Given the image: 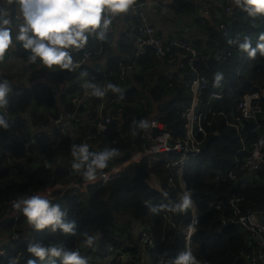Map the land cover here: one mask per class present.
Here are the masks:
<instances>
[{
  "label": "trees",
  "instance_id": "trees-1",
  "mask_svg": "<svg viewBox=\"0 0 264 264\" xmlns=\"http://www.w3.org/2000/svg\"><path fill=\"white\" fill-rule=\"evenodd\" d=\"M2 1L4 0H0V2ZM170 4L182 17L194 18L196 16L202 24L198 23V29L208 39L207 47L203 48L201 41L182 36V39L193 40L196 43L200 57V72L210 80L209 88L201 95L202 109L206 111L208 108L206 102L210 91L225 86L223 97L210 104L212 112L204 121L208 138L203 145L202 155L192 158L184 173L187 190L198 209L191 251L197 260L205 264H245L240 253L246 250V232L234 225L223 224L222 219L223 217H225L224 219L234 217L233 208L229 205L230 199L237 200L238 207L244 214L264 211V185L259 184L257 179L248 180L237 167V162L244 159L253 141L257 140L264 131V118L260 115L257 118L244 120L240 129L230 126L228 122L233 121L235 115L238 114L237 106L242 95L256 91L264 85V66L258 63L260 60L264 61V56L258 51L254 57H249L239 48V42L245 38L251 41L253 47L256 46L259 36L264 33V15L258 14L252 17L245 10L237 8L235 10L237 18L230 31L227 29L228 27L220 28L216 22L204 21L198 13L199 7L195 0H174ZM0 8L3 9V4H0ZM119 17L121 15L114 18ZM184 28V30H189L187 26ZM124 41L125 39L121 44L124 53L107 52L106 59L109 69L106 72L97 71L91 66L83 67L80 70V73L87 74L86 78L91 82L106 80L120 89L118 92L110 89L107 94L117 97L120 101L118 105L112 107L111 129L106 133L83 132L80 139L76 141L59 137L52 142L51 136L43 133L32 144L35 149H40L48 156L57 154L68 156L71 153V146L80 143L81 140L87 138L88 134L93 136L92 142L112 141L117 136V123L120 119L116 116L118 107H122L124 117L128 119L121 126L131 127V130L137 134V139L144 128L140 127V122L146 120L142 118V115L147 117L153 115L164 120L175 138L185 136L186 119L182 116L181 105L190 104L191 94L189 90L182 87V82L196 77V73L190 68L188 62L184 68L180 67L179 61L187 60V57L177 60L175 52V61L170 64L176 63L177 74H166L157 69L152 83L145 84L140 72L134 77V83L130 80L121 81L116 74H110V71L114 70L116 63L120 59H125L126 55L130 59L133 47L130 42L124 43ZM219 49L232 51V56L223 64H217L212 57L213 52ZM17 53L25 60H29V52L21 49ZM202 56H205L206 59L203 60ZM6 59L8 58L4 57L0 61L7 62ZM158 60L161 59L148 55L139 61V67H144L146 71L151 65L155 66ZM202 62H204L203 66ZM243 62L244 66H242ZM37 65L36 62L33 66ZM80 73L68 78L62 72H57L60 74L61 81L67 78L69 83L74 81ZM218 73L222 75V79L217 85L215 76ZM32 75L43 76V72L41 69L34 70ZM54 76L55 74L52 75V77ZM0 79H7L12 85L7 105L10 113L23 116L20 122L22 132L20 139L24 138L26 132L36 133L38 129L35 128V125L40 122L46 123V118L50 115L49 110L52 107L57 108L56 96L48 86L50 84L46 85L45 82L35 81L23 87L17 84L19 77L14 76L10 70L4 69L0 70ZM82 87L74 86L73 90L82 89ZM142 95L151 99V104L147 108H140L136 105L137 99ZM261 104L264 108V100ZM39 107H43V112L42 115L37 116ZM133 118L137 119L135 125L132 124ZM129 137L133 138L131 135ZM20 139L16 140L15 158L26 156L22 153L23 142ZM120 143V148H123L128 154L137 147L136 143L130 140H120ZM90 149L95 152L93 146H90ZM230 171L238 175L237 179L227 178L223 181L220 175H227ZM152 172L159 175L165 182L167 196L152 190L147 185L145 179L149 171L146 162L130 165L122 171L119 178L110 179L99 187H89L84 191L71 190L63 195L57 204L66 211L67 219L76 222L77 231L75 234H65L60 230L52 232L47 228L36 230L23 216L24 224H21L20 239L13 243L5 257H0V264H27L28 259L34 258L31 253L27 252V245L30 242H41L45 245L59 244L69 250L79 249L82 247L81 233L84 232L100 235L103 243H101V247L105 250L106 244L105 255H107V247L116 242L111 234L115 229H118V226L120 229L118 215H127L139 220L143 225L140 235L144 230L151 232L155 238L156 247L154 249L146 247L151 251L152 264L169 263L178 252L186 249L185 234L182 230L190 223L192 214L190 207L184 211L176 212H173L169 207L170 204L177 201L181 192L178 184L177 188L169 187L167 184L169 176L174 173L167 170L161 161L153 163ZM2 174L3 171H0V177ZM66 174L68 173L64 168L50 169L46 167H39L33 176L24 173L16 187L6 192V196L0 200V206L16 195L61 181ZM259 174L264 176L263 171ZM210 203L220 204L221 209L216 210L214 206H210ZM152 206H155L157 211H151ZM133 249L135 250L137 247H133ZM35 259L38 264H50L47 259L43 261ZM56 259L59 262V258Z\"/></svg>",
  "mask_w": 264,
  "mask_h": 264
},
{
  "label": "built area",
  "instance_id": "built-area-1",
  "mask_svg": "<svg viewBox=\"0 0 264 264\" xmlns=\"http://www.w3.org/2000/svg\"><path fill=\"white\" fill-rule=\"evenodd\" d=\"M0 4H3V9L6 10L7 16L12 22L11 26L23 22L19 16V9L15 0H4ZM150 4H155L154 6L157 7L156 12L158 16L162 15L164 18L171 20L177 19L178 12L171 5H167L161 0H152V3L149 0H136L128 12L120 14L121 18L127 20L133 26L126 32L127 41L133 47L130 59L129 61L119 60L114 70L110 71V74H116L121 81L130 80L134 83V77L140 72L139 61L148 55L166 60L168 63L175 61V52H180L185 58L187 57V60L183 59L179 61L180 67L184 68L188 62L190 68L196 73V77L183 80L182 82V87L189 90L191 94L190 104L181 105L182 116L186 119L185 136L175 138L172 131L167 128L164 120L153 115L150 117L142 115V118L146 119L144 121L147 127L143 128L139 134V139H137V134L131 130V127L125 128L121 126L128 119L124 117L122 107H118L116 109V116L120 119L119 123H117L116 138L110 142L101 141L99 143L92 142L93 136L88 134L87 138L81 140L80 143H88L89 146L95 148V151H102L105 148L117 149L116 156L120 160H117L116 156L113 157L109 160L107 167L102 170V173L108 176L106 181L119 178L122 171L132 164L146 162L149 171L146 181L150 188L167 196L168 191L165 189V182L159 175L152 172L154 162H163L165 168L174 173V175L172 174L168 178V186L177 188L178 184L181 190L177 199L178 201L185 192L189 193L184 180L186 166L192 158H197L202 155L203 145L208 138L204 121L207 119L208 114L212 112L210 104L223 97L225 86H220L218 90H211L206 102L208 108L206 111L202 109L201 95L209 88L210 80L200 72V57L196 43L193 40H185L179 36L172 37L167 42H164L160 32L153 24L147 12ZM202 12L208 18L214 20L222 29H226L227 27L232 28L237 18L234 9L219 0H202ZM113 19L114 17L109 26L108 35L114 32ZM185 19L187 22H192L194 18L185 17ZM92 36L93 45L90 46L86 43L83 47H80V53L73 56L72 61L74 67L71 70L60 69V72L65 74L66 77H74L75 74H79L80 70L89 61L97 58L101 54L106 39L100 41L95 37V34ZM21 49L30 52V50L23 48L22 42H17L13 44L14 51L6 52L5 56L9 54V59L10 55L17 56L18 62L16 65L18 69L28 67L31 73L34 70H39V59L35 62L25 60L17 53ZM231 56L232 51L224 49L216 50L212 54L217 64H223ZM204 59H206L205 56ZM36 62L38 65L33 66ZM258 63L264 66V61L260 60ZM107 69L109 67L102 72H106ZM41 82H45L46 85L50 84L46 77ZM62 82L65 83L64 86H58L57 82L48 85L51 92L56 96L57 108L52 107L49 110L50 115L46 118V123L40 122L35 125V128L38 129L36 133L26 132L22 140L20 139V135L22 134L20 122L23 116L12 115L8 106L0 109V112L6 114L10 120L9 128H0V171H3L0 177V200L6 196V192L16 187L21 175L26 173L33 176L39 167L50 169L64 168L66 173H68L61 181L33 189L25 194L16 195L0 206V235L4 233L8 234L6 240L0 241V257H5L12 248L13 243L20 239L21 224H24L22 219L24 215L19 210L12 208L15 199L34 193H42L47 195L53 203H57L68 191H84L89 187H99L102 183L106 182L99 178L95 182L86 181L80 172L72 168L73 158L71 153L68 156L58 154L48 156L40 149H35L32 146L43 133L51 136L52 142L59 137L70 138L76 141L80 139L83 132L96 131L98 133H106L111 129L113 122V115L111 114L112 107L118 105L120 101L117 97L107 95L110 89L105 90L104 96H96L93 94L92 89L86 88L83 85H78L83 86L82 89H76L74 91V87L69 85L67 78ZM100 82L97 86L101 89H105L106 85L109 84L106 80H101ZM263 100L264 85L256 91L244 93L238 102V114L228 124L234 126L236 129H240L244 120H250L264 115V108L261 104ZM150 104L151 99L146 95L140 96L136 102L137 107L140 108H147ZM42 112L43 107H39L37 109V116L42 115ZM136 121L137 119L133 118L132 124L135 125ZM128 134L133 138L129 137ZM18 139L23 142L22 153L26 155L25 157H14V154L17 153L16 140ZM120 140H130L136 143L137 147L128 154L123 148H120ZM237 167L248 180L253 181L257 179L259 184L264 185V176L259 174L262 171L264 172V131L257 140L253 141L244 159L237 162ZM237 176L235 172L230 171L227 175H220V178L223 181L227 178L236 180ZM229 205L233 208L234 217L231 219H224L225 217H223L222 223L234 225L246 232V250L240 253L243 261L245 264H264V225L256 215L257 212L242 213L238 207L237 200L234 199L229 200ZM210 206H214L216 210L221 209L218 203H210ZM190 209L192 214L190 223L182 230L185 234L186 248L188 250H191V241L195 234L194 224L198 216L197 205L192 196ZM260 213L264 219V211ZM120 232L121 229H115L111 234V237L116 242L107 247L108 253L105 257L107 264H132L128 260V246H125L123 243V236ZM140 243L150 249L156 247L155 238L149 230L142 231ZM196 264L205 263L196 259Z\"/></svg>",
  "mask_w": 264,
  "mask_h": 264
},
{
  "label": "clouds",
  "instance_id": "clouds-1",
  "mask_svg": "<svg viewBox=\"0 0 264 264\" xmlns=\"http://www.w3.org/2000/svg\"><path fill=\"white\" fill-rule=\"evenodd\" d=\"M135 2L136 0H15L23 22L11 26L12 22L6 10L0 8V60L4 57L8 58L9 54L5 56V53L13 42L14 34V39L22 42L24 49L30 50L28 56L30 62L39 59L40 63L50 69L58 66L60 69L71 70L74 65L68 50L72 47H83L91 34H95L100 41L107 39L112 18L128 12ZM232 3L237 8L245 10L249 16L264 15V0H232ZM239 48L249 57H254L258 51L264 56V33L259 36L255 47L248 38H245L239 42ZM244 65L243 62L242 66ZM80 75L83 77L87 74L81 72ZM221 79L222 75L216 74L215 83L218 85ZM84 87L91 88L96 96H104L106 89L120 91L111 83L107 84L105 89H101L85 81ZM11 91L12 85L9 81L0 79V109L8 105ZM9 127V118L0 112V128ZM140 127H147L146 122L141 121ZM116 155L115 148L94 152L90 151L88 143L71 146L72 168L80 172L88 182H95L98 178L106 181L108 176L104 175L102 170ZM116 159L120 160L118 156ZM190 205L191 195L185 192L169 207L176 212L184 211ZM12 208L19 210L36 230L47 228L52 232L60 230L65 234H75L77 231L76 222L67 219L66 211L62 210L59 204L53 203L45 194L34 193L17 198ZM151 211L155 212L157 208L152 206ZM81 235L82 246L91 247L98 239L97 235L86 232ZM27 252L34 257L28 259L27 264H38L35 258L40 261L47 259L50 264H88L87 258L80 254L79 249L69 250L59 244L45 245L41 242H30L27 245ZM56 258H59V262ZM169 264H196V257L186 248L178 252Z\"/></svg>",
  "mask_w": 264,
  "mask_h": 264
},
{
  "label": "crops",
  "instance_id": "crops-1",
  "mask_svg": "<svg viewBox=\"0 0 264 264\" xmlns=\"http://www.w3.org/2000/svg\"><path fill=\"white\" fill-rule=\"evenodd\" d=\"M149 1L150 3H152V0H149ZM173 1L174 0H163V3L167 5H171L170 3ZM219 1L223 2L225 5L231 6L234 9V11L237 9V7L232 3V0H219ZM195 2L196 4H198V7H199L198 13L200 17L204 21H208L210 23L215 22L214 20H211L210 18H208L207 16L203 14L202 0H195ZM154 5L150 4L148 6L147 12L149 13L150 18L152 19L153 24L156 26V28L160 32L164 42H167L170 38L175 37V36H181V37L184 36V37H190V38L199 40L203 43V48L207 47L208 45L207 36L203 32H201L200 29H198L199 24H201V22H199V19L196 16L194 17L192 22L185 21L186 20L185 17H182L179 14L177 16V19H172V20L166 19L162 15L160 16L157 15V12H156L157 7ZM113 21H114V32L108 35V38L106 39V42L103 45V48L101 50L102 51L101 54L97 58H94L91 61H89L84 66V68L86 66H91L93 69L101 72L109 66L107 63V59H106L107 52H110L112 54L114 53L116 54L120 52L124 53L123 47L121 46V44H122L123 39H125L124 43H127L126 32H128L129 29L132 28L133 26L130 25L127 20H124L121 17L114 18ZM187 24L188 25L190 24V26H188ZM185 26L189 27L188 28L189 30H184ZM194 30L197 32H195ZM92 35L93 34L89 36V39L87 41V43L90 46L93 45ZM17 42L19 41H16L14 39V34H13V42L10 48L7 50V52L14 51L13 44ZM68 51L71 57L73 58V56H76V54L80 53V48L72 47ZM176 53H177V60L184 58V56L181 55L180 52H176ZM6 60L7 62L9 61V59H6ZM120 60L129 61V58L126 55L125 59H120ZM203 60H204V56H203ZM201 65L203 66L204 62H202ZM157 69L163 71L166 74H172V75H174V73L177 74L176 73L177 72L176 63L170 64L166 62L165 60H158L155 66L151 65L149 68H147L146 71L144 70V67H140L139 71H140V74L143 76L142 80L143 82H145V84L152 83V81L155 78V73L158 71ZM59 75L60 74L55 73V76L53 78H50V80H48L49 83L50 84L53 82L61 83L62 81L59 79ZM75 80H86L88 82H91L86 78V76L82 77L81 75L75 78ZM60 83H58L57 85L60 86ZM91 83L97 86V84L99 85V83L101 82L95 81ZM64 84L65 83H63V86ZM75 86H78V85H75ZM117 220L120 222V229H121L120 234L123 236V243L125 244V246H128V253H129L128 260L132 264H152L153 262H152L151 251L147 247L143 246V244L140 243L139 235L143 227L141 222L139 220L130 218L127 215H124V216L118 215ZM120 229L118 226V230ZM97 236H98V239L94 242L93 246L91 247L82 246L81 248H79V252L82 256L87 258L88 264H107V261L105 260L106 244L104 246L105 250L102 249L101 247L102 237L100 235H97ZM7 237H8V234L6 233L0 235V241L6 240ZM133 247H137V249L134 250ZM86 251H89V252H86Z\"/></svg>",
  "mask_w": 264,
  "mask_h": 264
},
{
  "label": "rangeland",
  "instance_id": "rangeland-1",
  "mask_svg": "<svg viewBox=\"0 0 264 264\" xmlns=\"http://www.w3.org/2000/svg\"><path fill=\"white\" fill-rule=\"evenodd\" d=\"M17 62H18L17 56L10 55V59L8 62L0 61V70H2V69L10 70L14 74V76L19 77V81L17 82V84H20L23 87L29 85L32 82L41 81L44 77H46L47 80H50V78H53L52 77L53 74L60 71V68L58 66H53V68H51V69L45 66V68L43 69L44 65L42 63H40V69L43 72V76H41V75L34 76L29 71L28 67H23L21 69H18V67L16 65ZM147 185L149 186L148 183H147ZM86 252H89V251H86Z\"/></svg>",
  "mask_w": 264,
  "mask_h": 264
},
{
  "label": "water",
  "instance_id": "water-1",
  "mask_svg": "<svg viewBox=\"0 0 264 264\" xmlns=\"http://www.w3.org/2000/svg\"><path fill=\"white\" fill-rule=\"evenodd\" d=\"M85 81L86 80H74L69 85L70 86L81 85V84L84 85V82ZM60 86H63V83L62 82L60 83ZM261 117L264 118V115H262ZM256 215L258 216L260 222L264 225V219L262 218V214L260 212H257Z\"/></svg>",
  "mask_w": 264,
  "mask_h": 264
}]
</instances>
